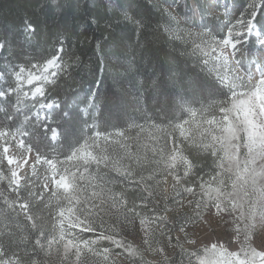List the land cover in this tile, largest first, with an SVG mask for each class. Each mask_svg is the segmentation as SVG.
<instances>
[{"label": "snow or ice", "instance_id": "obj_1", "mask_svg": "<svg viewBox=\"0 0 264 264\" xmlns=\"http://www.w3.org/2000/svg\"><path fill=\"white\" fill-rule=\"evenodd\" d=\"M96 7L140 49L157 13L200 71H153L136 117L116 97L101 122L96 92L61 94L79 62L64 58L67 35L31 51L69 11L98 24ZM234 13L210 0H27L18 25L0 16V264H264V0ZM213 224L227 244L199 242Z\"/></svg>", "mask_w": 264, "mask_h": 264}, {"label": "trees", "instance_id": "obj_2", "mask_svg": "<svg viewBox=\"0 0 264 264\" xmlns=\"http://www.w3.org/2000/svg\"><path fill=\"white\" fill-rule=\"evenodd\" d=\"M159 2V0H151ZM247 0H226L230 8L239 13ZM107 4V0H104ZM27 0H0V16L7 20V26L12 27L20 23L22 9L26 6ZM217 14L220 15L223 5L216 6ZM188 10V9H187ZM181 10V15L185 11ZM93 13L98 17V24L86 22V16L81 11H69L62 18L54 23H49L47 32L49 39H40L39 48L31 50L34 56L42 54L43 49L50 47L51 36L57 31L67 35L65 60L69 57H79V62L74 63L71 69V79L64 86L62 95H68L74 99H84L90 92L97 93V101L100 105L101 114L99 119L103 122L110 118V101L116 97H124L127 101L125 107L130 116L136 117L134 111V97L141 81H146L153 71L165 73L171 71L176 76L185 79L194 77L199 67L195 57L186 49L188 45L179 40L169 38L162 27L163 20L157 13L152 15V25L140 37L144 45L140 49L137 45V36L131 26L112 30L106 29L105 21L111 15V10L106 7H96ZM189 11V10H188ZM190 13V11H189ZM219 26L221 21H213ZM4 24L0 22V31ZM101 48L97 49V44ZM142 53V55H141ZM135 54V59H133ZM129 62H132L131 64ZM199 99V94L195 97ZM195 106H199L198 104ZM138 123H144L138 120ZM91 236L92 234L87 233ZM175 250L173 249L172 255Z\"/></svg>", "mask_w": 264, "mask_h": 264}, {"label": "rangeland", "instance_id": "obj_3", "mask_svg": "<svg viewBox=\"0 0 264 264\" xmlns=\"http://www.w3.org/2000/svg\"><path fill=\"white\" fill-rule=\"evenodd\" d=\"M226 0H210V3L214 6L215 11L217 12V8L216 6H222L224 5V2ZM184 10V9H182ZM185 10H187L185 8ZM192 14L191 12L189 13V11H185V14L181 15V17H190ZM174 26V25H173ZM181 27H184L183 24H181ZM167 34V33H166ZM198 107V106H197ZM174 217V213L170 214V218ZM212 229H215V231H213ZM173 235H175V232L173 233ZM231 235V232L228 230L227 226H217L215 224L212 225V228H208L207 226H204V230L201 232L200 234V243H207L211 240H215L217 239V237L223 239L225 241V243L227 244L229 236ZM84 236L90 237L89 235H87V233L84 234ZM130 239H132L134 242L139 243L140 241V236L139 234H135L130 236ZM231 247H235V245H230ZM173 251V249H168V254H171ZM149 259H158L157 257H149ZM123 264H127L126 261L123 262Z\"/></svg>", "mask_w": 264, "mask_h": 264}]
</instances>
